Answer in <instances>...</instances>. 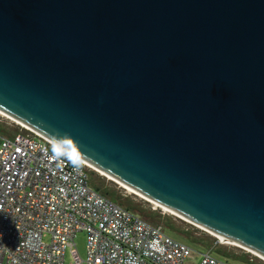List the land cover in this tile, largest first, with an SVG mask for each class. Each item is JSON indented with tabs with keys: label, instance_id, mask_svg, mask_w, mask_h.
<instances>
[{
	"label": "water",
	"instance_id": "1",
	"mask_svg": "<svg viewBox=\"0 0 264 264\" xmlns=\"http://www.w3.org/2000/svg\"><path fill=\"white\" fill-rule=\"evenodd\" d=\"M0 113L264 260V0H0Z\"/></svg>",
	"mask_w": 264,
	"mask_h": 264
},
{
	"label": "built area",
	"instance_id": "2",
	"mask_svg": "<svg viewBox=\"0 0 264 264\" xmlns=\"http://www.w3.org/2000/svg\"><path fill=\"white\" fill-rule=\"evenodd\" d=\"M24 128V127H23ZM0 138V264H186L196 251L101 195L34 131ZM87 236V258L76 239ZM198 253V252H197ZM199 264H236L215 251Z\"/></svg>",
	"mask_w": 264,
	"mask_h": 264
},
{
	"label": "trees",
	"instance_id": "3",
	"mask_svg": "<svg viewBox=\"0 0 264 264\" xmlns=\"http://www.w3.org/2000/svg\"><path fill=\"white\" fill-rule=\"evenodd\" d=\"M89 175L91 186L101 195L119 206L140 215L145 221L157 226H161V224L164 223L166 225L165 229L168 232L178 235L193 245L201 246L207 249L215 248V253L220 256L231 260L233 259L235 261H241L245 264H255V261L249 254L244 253L238 256L235 249H220V245L217 244V239L215 237L205 231L197 229L193 225H190L181 219H177V221L182 224L179 227L175 223V218L166 217L161 213H156L152 210L146 211L142 206L133 205L129 199L126 200L122 197L121 192L118 190V185L111 181L108 182L106 177H99L96 171H89Z\"/></svg>",
	"mask_w": 264,
	"mask_h": 264
},
{
	"label": "rangeland",
	"instance_id": "4",
	"mask_svg": "<svg viewBox=\"0 0 264 264\" xmlns=\"http://www.w3.org/2000/svg\"><path fill=\"white\" fill-rule=\"evenodd\" d=\"M22 132H26V130L21 125L9 122L8 120L5 119V117L2 114H0V138L4 137V136H8V135L13 137V136L18 135L19 133H22ZM96 173L99 177H105L103 174H101L99 172H96ZM106 179L108 182L111 181L107 177H106ZM111 182H113V181H111ZM115 184L118 185L117 183H115ZM118 190L121 192L122 197L126 200L129 199L133 205L142 206V207H144V209L146 211L152 210L156 213H161L162 215H164L166 217L175 218V223L179 227L182 225L180 222L177 221V219H180V218L175 216L171 212H169L167 210L165 211V209H163V208H157L152 203L146 201L145 199L139 197L138 195H135L134 193L128 191L127 189L123 188L120 185H118ZM161 226H163L164 228L166 227V225L164 223L161 224ZM196 228L199 229L198 227H196ZM169 234L171 236H173L174 238L189 244L196 251V253H194L193 256L186 262V264H199L200 255L198 253H204L205 251H209V250L215 251V248L207 249V248H204L201 246L193 245V244L189 243L188 241H186L185 239L179 237L178 235L173 234L172 232L171 233L169 232ZM215 238L217 239V244L220 245V249H229V250L235 249L237 251L238 256H240L244 253L249 254L253 258V260L255 261V264H264V260L261 257H259L258 255L254 254L248 250L242 249V248H240L236 245H233L231 243L223 242L222 240H220L217 237H215ZM76 243H77V250L79 252L80 258L83 260H86V258H87V236H86V234H84V233L79 234V236L76 239ZM231 261L236 263V264H245L241 261H235L233 259ZM66 264H75V261L69 252L67 253Z\"/></svg>",
	"mask_w": 264,
	"mask_h": 264
},
{
	"label": "clouds",
	"instance_id": "5",
	"mask_svg": "<svg viewBox=\"0 0 264 264\" xmlns=\"http://www.w3.org/2000/svg\"><path fill=\"white\" fill-rule=\"evenodd\" d=\"M53 141L48 146L49 151L56 160H66L73 168L82 167V161L88 157L82 152L78 142L68 133H47Z\"/></svg>",
	"mask_w": 264,
	"mask_h": 264
},
{
	"label": "bare ground",
	"instance_id": "6",
	"mask_svg": "<svg viewBox=\"0 0 264 264\" xmlns=\"http://www.w3.org/2000/svg\"><path fill=\"white\" fill-rule=\"evenodd\" d=\"M1 114V113H0ZM93 169V168H92ZM93 170H95V171H97L96 169H93ZM97 172H99V171H97ZM100 173V172H99ZM166 211V210H165ZM168 211V210H167Z\"/></svg>",
	"mask_w": 264,
	"mask_h": 264
}]
</instances>
